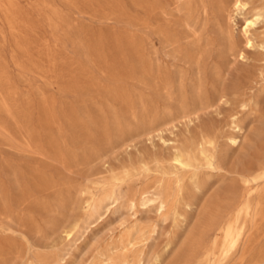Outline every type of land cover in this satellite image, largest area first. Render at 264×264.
<instances>
[{"label": "rangeland", "instance_id": "obj_1", "mask_svg": "<svg viewBox=\"0 0 264 264\" xmlns=\"http://www.w3.org/2000/svg\"><path fill=\"white\" fill-rule=\"evenodd\" d=\"M220 1L186 16L189 51L148 0H0V264H264V0ZM241 192L243 242L204 261Z\"/></svg>", "mask_w": 264, "mask_h": 264}, {"label": "bare ground", "instance_id": "obj_2", "mask_svg": "<svg viewBox=\"0 0 264 264\" xmlns=\"http://www.w3.org/2000/svg\"><path fill=\"white\" fill-rule=\"evenodd\" d=\"M196 0H158V5L154 8V0H148V26L147 29L153 31V17L157 15L159 29L158 35L165 45H176L184 44L187 46L189 51L192 50V46L188 45L187 41L190 38L191 26L186 16H192L195 12ZM221 1L215 0V8L219 10L221 7ZM246 4H243L240 0H231L230 10L231 12L236 11L240 12L245 8ZM203 13L207 14V6L203 5ZM174 15L178 18L177 30L171 38L165 37L163 35V28H160V21L168 16ZM185 14L184 16H182ZM174 19V18H172ZM259 17L256 16L251 20H247L244 28L242 29V36L244 37V47H251L252 42L248 39V32L251 27L255 25V22L258 21ZM231 17H228L230 22ZM164 22V21H163ZM172 24V23H170ZM186 49V50H187ZM242 54H240L241 56ZM153 76H150V81H152ZM164 86V84H163ZM237 133H240V129L235 126ZM238 137L232 136L228 138V142L231 145H236L238 143ZM191 149L202 146V143H194L190 141ZM176 152V151H175ZM206 152L202 150L203 161L209 169H214V164L216 163V157L209 154L206 155ZM174 161L180 165H184L186 162L182 157L175 156ZM187 163V162H186ZM185 163V164H186ZM245 176V175H244ZM264 179V164L259 166L251 176L247 177V180L244 181L245 186L250 182H255L256 180ZM255 184V183H254ZM257 186V185H256ZM254 187V186H253ZM178 194L182 196V188L179 186L177 188ZM198 190L197 186H194L193 189H190L185 195V204L184 206L189 207L193 205L192 198L195 196V191ZM114 205V201L111 202L110 208ZM161 208V206H160ZM252 207L248 199L247 192H241L234 201L229 203L226 209L223 211V214L219 216L214 227L209 226L208 224L202 225L199 229L200 231V247L196 253H200L204 261L209 262L212 258L221 263L224 258L229 255L230 251L236 250L240 247L241 242H243L244 231L246 228L245 218L251 212ZM256 212V211H255ZM103 218V216H102ZM250 227V226H249ZM255 227V226H254ZM251 230V229H250ZM250 233V232H249ZM248 234V233H247ZM251 235V234H250ZM247 236V235H246ZM245 249V247H244ZM200 257V256H199ZM258 264V263H255ZM260 264V263H259Z\"/></svg>", "mask_w": 264, "mask_h": 264}]
</instances>
